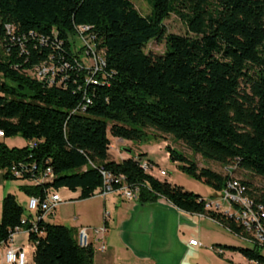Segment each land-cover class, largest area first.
Here are the masks:
<instances>
[{
    "label": "trees",
    "instance_id": "obj_1",
    "mask_svg": "<svg viewBox=\"0 0 264 264\" xmlns=\"http://www.w3.org/2000/svg\"><path fill=\"white\" fill-rule=\"evenodd\" d=\"M147 1L150 12L142 16L130 0H0L2 178L19 180L26 197L41 200L64 188L85 200L99 192L102 170L136 188L139 205L163 199L243 241L233 215L142 171L144 154L113 161L107 151L110 139L172 138L202 159L264 178V0ZM170 15L185 34L166 33ZM78 27H87L83 34L100 53L95 73L73 50ZM150 41H163L164 51L145 53ZM43 62L54 66L51 82L30 75ZM14 136L25 144L7 147L3 139ZM166 149L188 176L217 192L229 179ZM239 182L264 208V189ZM23 210L14 195L1 198L0 243L17 228L29 229L20 224L32 216ZM45 218L27 232L29 264H93L92 247L76 244L74 228ZM249 245L215 246L264 264L261 248Z\"/></svg>",
    "mask_w": 264,
    "mask_h": 264
},
{
    "label": "rangeland",
    "instance_id": "obj_2",
    "mask_svg": "<svg viewBox=\"0 0 264 264\" xmlns=\"http://www.w3.org/2000/svg\"><path fill=\"white\" fill-rule=\"evenodd\" d=\"M133 7L139 12L140 15L145 16L150 12V5L147 0H130ZM166 33L183 35L185 34V29L183 24L173 15H170L168 19L163 22ZM70 41L73 43V50L78 51L77 55L82 56L83 50L80 48V42L76 36L71 37ZM164 51V42L150 41L144 48L145 53H150L152 55H160ZM84 64L92 65L91 61L83 59ZM4 144L7 147H22L25 142L18 136L5 138L3 139ZM111 147L108 148L107 155L110 160L117 161V156L119 153L122 155L135 157L137 154H142L141 152H146V157L151 161L152 171L151 174L154 175L161 181L170 183L174 181L173 184L180 186L183 190L192 192L200 196L206 204L211 203L219 204L220 197L218 192L215 191L211 186L205 184L202 180L194 179L188 176L180 166L184 165L181 161L171 160L168 156V150L166 147L174 149L176 152L181 153L185 158L194 162L197 168H207L213 172H216L220 175H228L231 178L237 180H247L249 185L254 189H264V178L259 176H253L248 173H244L241 170L233 169L232 165L224 168L222 165L202 159L197 154H191L186 148H184L178 141L173 140L172 138H162V137H151L148 136L146 139L138 142L122 141L117 142L114 139H110ZM117 147V148H116ZM117 150H114V149ZM120 148H125L128 150V153L122 152ZM144 161L146 159H143ZM164 171V176H158V170ZM230 173V174H229ZM157 174V175H156ZM21 182L19 180L10 181L4 180L2 178V173L0 171V192L3 194H12L15 196L17 203L24 209L23 215H25L26 209V197L18 190V185ZM57 194L62 199V204L56 208L55 215L53 218L46 216V220L51 224H58L64 226H72L77 222L81 223L82 226L86 223L84 221L92 220L93 209H95L102 199L100 196H92L88 199L81 201L76 200L78 192H70L68 190L58 189ZM108 196V195H107ZM0 197V199L2 198ZM73 200V202H71ZM71 203V204H70ZM76 216L77 221L74 222L71 220V217ZM87 217V219H86ZM202 232L197 233L196 229L182 228L180 230L178 239L182 242L186 240L189 236L198 240L199 249H193L191 253L187 255H182L176 261V264H250L247 260L241 257L235 252H230L228 250L221 249L219 254L218 247L215 245H227V246H237L241 248H251V245L241 241L232 234H230L226 229L211 224L207 220H202ZM98 225V224H97ZM97 225L90 224L89 227H96ZM98 227V226H97ZM197 241V242H198ZM96 240V245H93V253L95 248L100 244ZM1 254V253H0ZM264 254V252H262ZM179 261V262H178ZM27 264L28 262L26 258ZM0 264H3L0 259Z\"/></svg>",
    "mask_w": 264,
    "mask_h": 264
},
{
    "label": "crops",
    "instance_id": "obj_3",
    "mask_svg": "<svg viewBox=\"0 0 264 264\" xmlns=\"http://www.w3.org/2000/svg\"><path fill=\"white\" fill-rule=\"evenodd\" d=\"M114 140L122 142L119 139ZM116 148L114 150H117ZM120 150L128 153L125 148H120ZM141 153L147 157L146 152ZM129 157L119 153L117 161ZM146 157L142 159L149 161ZM152 176L161 181L154 175ZM170 183L173 184L174 181ZM61 190L66 189L61 188ZM2 195L0 192V197ZM78 201L82 202L83 200ZM55 211L56 209L48 217L53 218ZM104 213L107 214L105 222H103ZM92 216V220L83 222L86 223L84 225L98 224L97 226H100L103 224L106 229L100 238L92 236V248L93 245H96V238L105 247L102 252L95 250L93 264H176L177 259L182 255L191 253L193 249H199V245H188L189 239H195L191 236L183 242L178 239L177 234L182 228L196 229L197 233L200 234L202 232V224L200 225L202 220L219 226L204 216L179 211L163 199H158L152 204L139 205L135 200H125L116 194H108V196L102 197L100 204L93 209ZM71 220L76 222L77 217L73 216ZM82 225L77 222L69 227L76 230ZM13 241L25 252L28 262L31 261L33 248L28 243L27 236L19 233L14 236ZM2 252L3 247L0 246V259Z\"/></svg>",
    "mask_w": 264,
    "mask_h": 264
},
{
    "label": "built area",
    "instance_id": "obj_4",
    "mask_svg": "<svg viewBox=\"0 0 264 264\" xmlns=\"http://www.w3.org/2000/svg\"><path fill=\"white\" fill-rule=\"evenodd\" d=\"M87 30V27H78L76 37L80 42V48L83 50L82 56H79L82 60L86 59L91 61L92 65L84 64L85 68L89 70L90 73H95L99 71L102 66V60L100 53L94 49L92 43V35L83 34ZM54 66L49 63L43 62L37 67H34L30 72L37 80H46L47 82L52 81L54 74ZM92 77V76H91ZM89 77L88 81L95 83V81ZM0 137H2V132L0 131ZM139 166L145 173L151 174L152 165L144 160L139 161ZM11 173L13 176L18 177L19 172L14 168H11ZM157 174L159 176H164L165 173L162 170H158ZM46 175H49V170H46ZM102 177V186L97 194L94 196L105 197L108 194H116L125 200H135L136 188H129L124 183V178L120 175L112 176L111 174L100 171ZM220 197L221 205L211 203L208 204L212 209L219 210L220 212L228 215H233L235 221L242 227L243 231L246 233V239H242L245 243L254 244L261 248V252H264V208L253 203L251 199L248 198L246 194V187L239 182V180L231 178L225 182L224 186L218 192ZM62 199H60L57 192L47 194L39 200L35 197H28L26 200V212L32 215L30 218L22 217L20 219V224H29V229L24 230L22 228H17L11 232L4 243H0L3 247L1 261L3 264H27L25 252L21 247L14 244V236L23 233L27 235L28 231H35V221L39 218L42 219L46 216L52 214V212L62 204ZM40 211V216H36L35 212ZM107 220V214H103V222ZM105 227L101 224L98 227L89 226H79L75 230L76 244L79 247L85 248L88 246L92 247V236L101 237L105 233ZM97 240V238H96ZM190 246H197L198 242L195 239H189L187 241ZM104 245L101 242L96 250L102 252L104 250ZM219 254L222 253L221 249H218ZM264 255V254H263ZM250 264H259L254 261H249Z\"/></svg>",
    "mask_w": 264,
    "mask_h": 264
}]
</instances>
